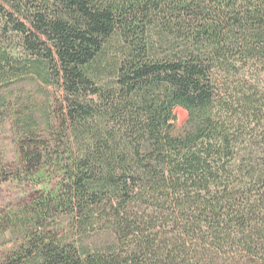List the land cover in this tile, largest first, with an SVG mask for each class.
Here are the masks:
<instances>
[{"label": "trees", "instance_id": "1", "mask_svg": "<svg viewBox=\"0 0 264 264\" xmlns=\"http://www.w3.org/2000/svg\"><path fill=\"white\" fill-rule=\"evenodd\" d=\"M29 75L58 125H14L0 264H264V0H0Z\"/></svg>", "mask_w": 264, "mask_h": 264}, {"label": "rangeland", "instance_id": "2", "mask_svg": "<svg viewBox=\"0 0 264 264\" xmlns=\"http://www.w3.org/2000/svg\"><path fill=\"white\" fill-rule=\"evenodd\" d=\"M58 92L35 75L23 76L10 82L0 84V163L9 164L16 161L17 136L14 125L17 119L28 113L33 120L44 128L51 123L58 125ZM177 121L183 127L187 114L176 110ZM30 188L15 182L0 183V217L9 216L24 205L29 196ZM2 213V214H1ZM16 237L10 233L0 232V262L4 255L13 247Z\"/></svg>", "mask_w": 264, "mask_h": 264}]
</instances>
